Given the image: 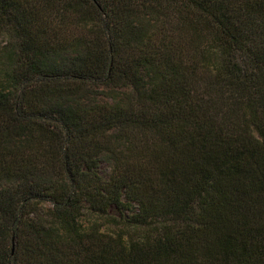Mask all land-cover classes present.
Returning a JSON list of instances; mask_svg holds the SVG:
<instances>
[{
  "label": "trees",
  "instance_id": "obj_1",
  "mask_svg": "<svg viewBox=\"0 0 264 264\" xmlns=\"http://www.w3.org/2000/svg\"><path fill=\"white\" fill-rule=\"evenodd\" d=\"M0 264H264V0H0Z\"/></svg>",
  "mask_w": 264,
  "mask_h": 264
},
{
  "label": "rangeland",
  "instance_id": "obj_2",
  "mask_svg": "<svg viewBox=\"0 0 264 264\" xmlns=\"http://www.w3.org/2000/svg\"><path fill=\"white\" fill-rule=\"evenodd\" d=\"M101 168H102V170H105L102 165H101ZM111 214L113 215V217H115L117 215L115 212H113V210H111ZM110 222L114 223V220L110 219ZM108 228H111V226L110 227L108 226Z\"/></svg>",
  "mask_w": 264,
  "mask_h": 264
}]
</instances>
